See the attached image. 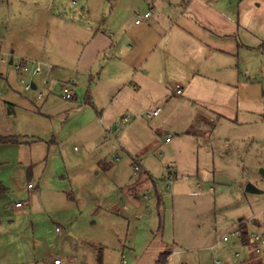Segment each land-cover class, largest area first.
I'll return each instance as SVG.
<instances>
[{
    "label": "rangeland",
    "instance_id": "1",
    "mask_svg": "<svg viewBox=\"0 0 264 264\" xmlns=\"http://www.w3.org/2000/svg\"><path fill=\"white\" fill-rule=\"evenodd\" d=\"M132 5L0 0V264H155L162 243L178 251L169 264H264V247L255 254L230 233L264 238V44L241 52L249 83L234 117L174 95V85L147 100L102 90L105 58L90 78L73 74L74 28L117 25ZM23 60L56 69L15 72ZM71 80L75 99H62ZM153 104L160 113L146 119L153 107H141Z\"/></svg>",
    "mask_w": 264,
    "mask_h": 264
},
{
    "label": "crops",
    "instance_id": "2",
    "mask_svg": "<svg viewBox=\"0 0 264 264\" xmlns=\"http://www.w3.org/2000/svg\"><path fill=\"white\" fill-rule=\"evenodd\" d=\"M130 1L127 20L117 25L74 28L67 42L77 52L71 58V72L90 78L105 58L98 72V79L108 85L102 90L115 86L128 98L147 100L160 93V87L178 85L181 92L176 94L172 88L174 95L193 103L198 100L197 105L214 114L236 116L239 87L249 83L241 73V52L264 44L260 11L264 0H147L146 7L137 11L132 9L137 0ZM149 9L153 13L149 20L135 24L134 15ZM138 92L143 97H137ZM165 94L156 99L167 98ZM154 106L141 109L158 107ZM161 246L170 249L172 245Z\"/></svg>",
    "mask_w": 264,
    "mask_h": 264
},
{
    "label": "built area",
    "instance_id": "3",
    "mask_svg": "<svg viewBox=\"0 0 264 264\" xmlns=\"http://www.w3.org/2000/svg\"><path fill=\"white\" fill-rule=\"evenodd\" d=\"M152 15H153V13L150 9L146 10L145 12H142L140 14H137L136 19L134 20V23L139 24L141 22H146L149 20V18ZM12 66H13V69L15 72H18L20 74L25 73V72H30L31 75H40V73H42V69H41L42 66L46 67V73H45L46 76H47V74L50 73V71L52 69V67L50 65H45L42 62H38V61H32L31 65H29L26 61L23 60V61H19V62L13 64ZM31 84H32V82L26 83L24 86V90L28 91L30 89L36 88V86L34 84H33L34 87L32 88ZM41 84L45 85V84H47V82L45 80H42ZM73 85H75L73 80L67 81V82H62L60 84V97L62 99H65V100L75 99V93L73 90ZM173 89H174L176 94H179L181 92V88L178 85L174 86ZM35 97L37 99L42 98V93L39 91ZM159 112H160V108L156 107L152 110H147L144 115L146 118H152V117L157 116L159 114ZM126 121H127V118H123V122H126ZM169 140H170L169 136H166L164 138L165 142H169ZM32 187H33L32 184L27 185V188H32ZM167 187H168V184H167ZM15 206L19 207L20 203H18V202L15 203ZM56 230L59 231L58 228ZM230 233H236V234H238V236H240V232L238 229L237 230H231ZM221 240L223 242H226L227 237L223 236L221 238ZM248 242L253 247V251L255 254L260 253L261 248L264 247V238L261 234H258V233L249 234ZM177 253H178L177 250H174L173 248H171L169 250V253L164 257V260L162 262L160 260H158L155 264H169L170 258L174 254H177ZM42 264H83V263L77 262L74 258H61L59 256H53L47 261V263H42ZM121 264H125V260H124L123 256H121Z\"/></svg>",
    "mask_w": 264,
    "mask_h": 264
},
{
    "label": "trees",
    "instance_id": "4",
    "mask_svg": "<svg viewBox=\"0 0 264 264\" xmlns=\"http://www.w3.org/2000/svg\"><path fill=\"white\" fill-rule=\"evenodd\" d=\"M240 240H241V243L243 244H246L247 241H248V236L246 233L244 232H241L240 231V236H239ZM249 243V242H248ZM169 253V250L167 248H164L163 251H161L159 253V255L157 256V260L155 261V263L160 260L161 262L164 260V257ZM98 260H99V257H98Z\"/></svg>",
    "mask_w": 264,
    "mask_h": 264
},
{
    "label": "water",
    "instance_id": "5",
    "mask_svg": "<svg viewBox=\"0 0 264 264\" xmlns=\"http://www.w3.org/2000/svg\"><path fill=\"white\" fill-rule=\"evenodd\" d=\"M10 63H11V60L9 61V64ZM31 85H32V88H33L34 87L33 83ZM245 191L246 192H250V193H260V191L257 188H255L253 185H251V184H247L245 186Z\"/></svg>",
    "mask_w": 264,
    "mask_h": 264
}]
</instances>
